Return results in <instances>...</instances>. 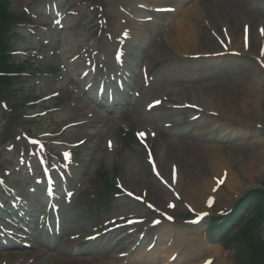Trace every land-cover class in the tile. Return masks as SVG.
Returning a JSON list of instances; mask_svg holds the SVG:
<instances>
[{"label": "rangeland", "instance_id": "374dc122", "mask_svg": "<svg viewBox=\"0 0 264 264\" xmlns=\"http://www.w3.org/2000/svg\"><path fill=\"white\" fill-rule=\"evenodd\" d=\"M186 1L9 0L10 13L20 16L28 30L20 28V38L15 37V60L31 58L33 66L13 81L0 101V206L17 197L31 198L30 205L44 222V194L35 185L46 178L36 179L37 173L47 169L54 174L56 168L69 171L75 197L61 202V229L54 232L57 246L42 250L36 244L37 250L3 251L0 264H139L144 252L153 256L149 264H175L177 259L182 264H247L246 256H237L234 246L221 244L218 237H208L207 229L211 218L234 211L248 191H264V0H191V6H185ZM139 5L170 6L177 12L155 15L153 22L141 27L138 20L146 15L137 10ZM182 19L193 33L194 47L177 52L172 26ZM170 25L167 33L165 26ZM123 36L130 39L126 45ZM244 36L249 42L245 51ZM235 41L239 50L233 52ZM139 44L143 50L133 60ZM121 50L130 64L124 70L131 91L125 86L111 113L95 105L92 84L107 81ZM52 56L56 75L44 64L35 67ZM86 71L90 78H80ZM254 80L261 94H249L248 85ZM246 99L253 106L248 117L240 118ZM153 100L162 103L148 113L144 106ZM13 117L15 124L10 122ZM129 130L154 136L148 142L160 179L151 174L145 152L121 135ZM205 145L232 152L225 167L238 185L228 190L215 183L205 203V198L200 202V210H206L199 212L184 197V184L178 188L171 166L187 174L186 179L212 181L219 175L208 165ZM250 163L255 168L247 174ZM98 168L128 191L96 206L91 198ZM129 194L141 197L142 203ZM244 213V219L252 217L248 210ZM198 215L204 223L189 226ZM2 218L1 212L0 227L5 228ZM130 219L139 223L113 233L114 244L101 238L85 244L106 226ZM255 230L264 241V225ZM241 242L236 246H243ZM243 251L250 253L245 247Z\"/></svg>", "mask_w": 264, "mask_h": 264}, {"label": "trees", "instance_id": "16d2710c", "mask_svg": "<svg viewBox=\"0 0 264 264\" xmlns=\"http://www.w3.org/2000/svg\"><path fill=\"white\" fill-rule=\"evenodd\" d=\"M17 23L18 20L8 13V0H0V94L12 85L15 74L24 71V67L18 65L19 63L11 56L14 51L11 44L12 39L18 35L15 30ZM107 184V182L103 184V193L110 197L111 189L107 187ZM247 210L248 214L252 215L248 220L243 218L245 215L244 211ZM221 220L214 219L211 222V228L218 231L225 242L228 239L226 234L230 230L243 225L227 241L238 243L243 239V242H241L243 246H239L238 256L242 255L243 258L246 256L247 264H264V241L259 240L255 230L257 226L264 225V191L252 190L248 192L244 199L237 204L233 213L223 219V222ZM244 247L250 251L249 255L248 251L246 254L244 253Z\"/></svg>", "mask_w": 264, "mask_h": 264}, {"label": "bare ground", "instance_id": "6f19581e", "mask_svg": "<svg viewBox=\"0 0 264 264\" xmlns=\"http://www.w3.org/2000/svg\"><path fill=\"white\" fill-rule=\"evenodd\" d=\"M174 31H175V40L172 42L173 45H175V50L177 52H186L188 49H191L194 47L193 44V33L188 29V27H186L184 19H182L180 21V23H176L174 25ZM243 40V37H242ZM237 49V50H236ZM238 45H237V41H235V48H233V46H231L230 51H238ZM244 51V50H243ZM187 54V53H185ZM253 84L254 88H253ZM248 90H249V94H253L255 91L257 93L261 94V89L260 86L258 85L257 80H254L253 83H251L250 85H248ZM253 105H251V101L249 99H246L243 102V106H242V110L239 112L240 114L238 115L240 118H245L249 116V108H251ZM223 115V114H222ZM225 115H223L224 117ZM229 118H234V115H229ZM213 124V123H211ZM210 126V124H209ZM212 126V125H211ZM204 127H207L204 126ZM215 127V125L212 126V128ZM203 151L205 152V154L208 155L207 157V162L208 165L211 169V171L213 173H217V175H219L216 178H213L212 181L211 179H204L201 182H198L196 180V178L194 177H187V174H184L180 171L177 173L178 175V188L180 189V187L184 184V186L186 187V193H185V198L188 201V203H190L192 206L196 207L197 211L199 212H203L206 209L200 210V202L202 201L203 198H205V201L207 200L206 197V193L207 192H211L212 189H214L215 187V183L216 184H223L228 190H232L233 188H236L238 185V181L236 179V177L234 176L233 172L231 171V169H226L225 166H227V163H229L230 159H231V154L232 152L226 151V152H221L219 150H217V148L215 146H210V145H205L203 147ZM264 167V159L263 162L261 164V168ZM255 166L254 165H250L248 164L246 169H247V174L251 169H254ZM246 174V175H247ZM186 179V180H185ZM213 183V184H212ZM191 206V207H192ZM161 247H159L155 252H153V255H156V252L160 249ZM167 254V253H166ZM173 254H170V256L166 257V259H170L171 256ZM151 257H153L152 255H145V252L141 255V257H139L138 263L139 264H149V262L151 263ZM204 261H201V264H203ZM175 264H182L180 259H177V261L175 262ZM187 264H195L193 262H189Z\"/></svg>", "mask_w": 264, "mask_h": 264}, {"label": "snow or ice", "instance_id": "6c2138e0", "mask_svg": "<svg viewBox=\"0 0 264 264\" xmlns=\"http://www.w3.org/2000/svg\"><path fill=\"white\" fill-rule=\"evenodd\" d=\"M141 135H143V134H141ZM169 219H171V217H169Z\"/></svg>", "mask_w": 264, "mask_h": 264}]
</instances>
